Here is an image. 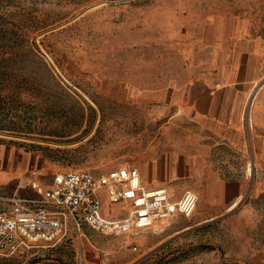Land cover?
<instances>
[{
  "label": "rangeland",
  "instance_id": "374dc122",
  "mask_svg": "<svg viewBox=\"0 0 264 264\" xmlns=\"http://www.w3.org/2000/svg\"><path fill=\"white\" fill-rule=\"evenodd\" d=\"M237 23L245 37H264V0H0V144L27 152L26 174L40 180L122 166L142 176L140 167L148 172L192 127L170 119L174 107L131 99L128 86L179 84L205 35L227 40ZM226 155L219 151L224 163L213 167L249 181L232 208L199 197L190 217L120 235L70 223L56 243L0 256V264H264V163H247V154L225 163ZM161 170L175 197L184 184L201 186ZM18 183L0 186V195Z\"/></svg>",
  "mask_w": 264,
  "mask_h": 264
},
{
  "label": "crops",
  "instance_id": "0c3cea01",
  "mask_svg": "<svg viewBox=\"0 0 264 264\" xmlns=\"http://www.w3.org/2000/svg\"><path fill=\"white\" fill-rule=\"evenodd\" d=\"M218 26L219 22L214 24L217 30ZM244 26V23L234 25L227 40L220 32L207 33L201 41L203 46L196 50L197 59L188 66L179 84L149 89L128 86L131 99L162 105L163 109L174 107L177 112L170 114V119H182L192 127L186 128V139L172 144L158 160L149 162L148 172L140 167L142 182L147 187L165 186L170 191V182L159 180L157 167L162 169L163 177L170 179L187 174L201 185L195 189L198 201L200 197L213 208L229 205V209L249 181L224 179L211 164L224 163L218 158L219 151L225 149L229 154L225 163H232L230 157L242 158L246 154L247 163H264V37H245L241 34ZM27 163H30L27 152L0 144V186L7 189L9 184L19 182L13 192L0 197L13 194L40 197L37 190L50 187L53 173L40 180L36 173L26 174ZM31 182L41 186L31 189ZM190 188L185 184L180 186L178 197L170 191L172 200L193 189ZM103 201L107 202L106 210ZM112 205L122 208L119 203H110L103 192V213L122 217L121 212H112Z\"/></svg>",
  "mask_w": 264,
  "mask_h": 264
},
{
  "label": "built area",
  "instance_id": "2783aa9c",
  "mask_svg": "<svg viewBox=\"0 0 264 264\" xmlns=\"http://www.w3.org/2000/svg\"><path fill=\"white\" fill-rule=\"evenodd\" d=\"M103 192L110 203L122 205L125 216L113 218L103 213ZM37 193L40 197H0V256L50 246L66 234L70 223L114 235L151 229L176 214L190 217L198 202L192 190L172 200L167 187H147L135 166L109 173L85 169L55 172L50 187ZM78 264L86 263L80 259Z\"/></svg>",
  "mask_w": 264,
  "mask_h": 264
}]
</instances>
